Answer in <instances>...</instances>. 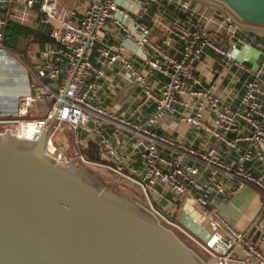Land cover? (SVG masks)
Listing matches in <instances>:
<instances>
[{"label":"built area","instance_id":"obj_1","mask_svg":"<svg viewBox=\"0 0 264 264\" xmlns=\"http://www.w3.org/2000/svg\"><path fill=\"white\" fill-rule=\"evenodd\" d=\"M151 1L153 0H88L82 17L76 22L71 19L76 14L73 8L68 11V17L64 20L45 11L43 21L47 23L53 20L57 23L50 29V36L57 47L45 53L51 59L27 80L25 91L14 94L11 100L0 98V132L8 130L19 137L36 139L56 111V123L46 147L48 153L59 160L76 159L87 166L104 168L136 184L144 197L145 206L164 224L194 242L203 251L207 264H264V251L261 249L264 224L259 226L257 240L252 241L246 233L228 223L216 209L206 207L212 195H233L240 188L226 187L218 179V174L227 180L237 178L242 183L253 184L264 198V56L256 68H247L243 62H236L247 71L249 79L244 86L240 107L232 108L211 90L202 87L201 81L193 73V66L206 48L233 58L237 45L233 44L232 50L228 51L201 28H189L175 20L168 26L167 36L176 37L183 44L181 56L176 58L151 40V29L142 21ZM214 1L221 3L227 10L221 15L220 27L225 29L230 38H234V17L238 18L237 15L227 2ZM24 2L27 7H32L35 0ZM177 3L183 10H189L187 1ZM108 20L124 35L125 42L119 50L130 46L146 68L166 77L165 82L153 86L149 81L148 70L137 67L119 51L112 54L105 47L99 48L106 58V64L111 66L119 61L124 77L141 91L139 101L128 116L116 114L94 103L96 80L104 72L92 62L91 56ZM0 62L11 66L18 64L3 43L1 33ZM59 77L60 81L54 89L51 82H56ZM187 80L193 87H186ZM184 94L194 96L197 102L194 114L182 113L181 118L185 122L220 140L227 148L236 147L239 141L247 142L245 150L234 163L222 161L220 152L215 147L205 150L192 148L181 140L153 129L158 119L165 114L179 113L176 106L186 104L180 100ZM147 104L154 105L152 114L144 122L136 120L134 115ZM38 107L43 111L37 114ZM204 111L209 114L207 117L204 116ZM240 120L248 124L249 134L240 133ZM89 122H92V127H88ZM62 123L74 135L71 154H68L67 145L56 139ZM103 126L110 127L109 135L104 133ZM81 129L87 130V135L98 137L103 160L90 159L80 152L79 146L83 139L80 136ZM230 134H234V137ZM124 138H127L126 141ZM126 142L133 152H139L143 157L144 171L141 179L126 172L130 160V154L124 148ZM163 150H169L171 155L164 154ZM187 157L202 162L210 170L205 181L198 177V166L184 162ZM251 163H258L260 166L256 176L246 167ZM159 185L171 189L179 198L185 197L190 191L195 192V201L202 208L206 221L213 230L206 241L196 239L156 206L159 197L155 198L154 193Z\"/></svg>","mask_w":264,"mask_h":264},{"label":"crops","instance_id":"obj_2","mask_svg":"<svg viewBox=\"0 0 264 264\" xmlns=\"http://www.w3.org/2000/svg\"><path fill=\"white\" fill-rule=\"evenodd\" d=\"M24 1L0 0V22L4 24L3 33L9 21L22 26L20 31L13 32L10 30L12 34L6 46L18 64L11 66L0 62V98L2 100H11L14 94L25 91L27 80H30L36 74V70L51 59L45 53L57 47L56 42L50 36V29L57 23L53 20L44 22L45 11L64 20L68 17V11L73 8L76 14L71 19L76 22L82 17L88 2V0H76L77 3L75 4V0H35L32 7H27ZM179 1H187L189 10L180 8L177 3ZM63 3L70 4L71 7L66 8ZM226 12L224 6L214 0H153L149 3L142 21L151 29V40L176 58L181 56L183 44L176 37L167 36V28L175 20L189 28H201L228 51H231L232 45L236 44L237 51L233 58H227L211 48H206L201 58L194 64L193 73L199 78L203 88L211 90L226 105L238 108L249 75L236 62H243L247 68H256L259 65L264 56V24L234 17L236 34L234 38H230L225 29L220 27L221 15ZM3 33H1L2 38ZM124 42L125 38L121 30L108 20L99 34L91 60L104 72V75L96 80L94 103L116 114L128 116L139 101L141 91L138 86L124 77V70L119 61L111 66L106 64V58L100 53L99 48L105 47L112 54L119 51L137 67L148 70L149 81L153 86H159L165 82L166 77L146 68L133 53L130 46L127 45L123 50H119L118 48L124 45ZM60 78L56 82H51L54 89L57 87ZM262 81L264 83V73ZM186 87H193L189 80L186 81ZM180 100L186 104L176 106L179 113L165 114L158 119L153 129L173 139L181 140L192 148L205 150L215 147L219 150L222 161L234 163L245 150L247 142L239 141L236 147L227 148L220 140L204 131L197 130L181 118L182 113L194 114L196 112V98L190 94H184ZM38 108L37 114L43 111L41 107ZM153 111L154 105L147 104L134 115L135 119L144 122ZM208 115L204 111V116L207 117ZM103 128L104 133L109 135L110 127L103 126ZM249 130L248 124L240 120V133L247 135ZM230 136L234 137V134H230ZM89 139L98 147L101 157L89 154L90 145L87 142ZM126 139L124 138L125 141ZM73 144L74 135L70 131L66 146L68 154H71ZM124 148L130 154L126 172L134 178L141 179L144 171L142 155L139 152H133L127 142ZM223 149L225 151L222 152ZM79 150L90 159L103 160V150L97 136L89 134L84 137ZM169 152V150H163V153L168 156L171 155ZM184 162L198 166L200 170L198 177L201 181H205L210 170L206 169L202 162L191 157H187ZM246 167L255 176L260 171L258 163L247 164ZM218 179L224 182L228 188L235 186H240V188L233 195H212L206 207L216 209L233 227L248 234L264 213L262 192L253 184L242 183L237 178L227 180L218 174ZM154 197H159V201L155 203L156 206L196 239L206 241L210 237L213 230L206 221L202 208L195 201L194 191H190L185 197L179 198L171 189L159 185ZM161 200H163L162 205L160 204ZM261 249L264 251V242L261 244ZM249 264L254 263L250 262Z\"/></svg>","mask_w":264,"mask_h":264},{"label":"water","instance_id":"obj_3","mask_svg":"<svg viewBox=\"0 0 264 264\" xmlns=\"http://www.w3.org/2000/svg\"><path fill=\"white\" fill-rule=\"evenodd\" d=\"M223 1L239 19L264 24V0ZM55 123L56 111L36 139L0 132V264H207L144 204L48 153ZM261 224L264 213L252 241Z\"/></svg>","mask_w":264,"mask_h":264},{"label":"rangeland","instance_id":"obj_4","mask_svg":"<svg viewBox=\"0 0 264 264\" xmlns=\"http://www.w3.org/2000/svg\"><path fill=\"white\" fill-rule=\"evenodd\" d=\"M76 3L77 2L75 0V4ZM63 5L66 8L71 7L70 4L63 3ZM236 9L243 14L245 13L244 10L238 7H236ZM245 14H247L245 16H251L250 11H247V13ZM69 136H70V131L68 130L67 125L62 123L59 127V130L56 133V139L61 140L62 142H64L63 144L68 145ZM87 142L90 145L89 154L95 157H101L100 156L101 154L98 150V147L95 145V143L90 139L87 140ZM88 167L94 172V174H96L102 180L105 186L113 187L117 192L129 195L132 198H134L136 201L145 205L144 197L136 184L130 181H127L125 179H122L104 168L96 167V166H88ZM175 231L177 234H179V236L183 239V241H185L189 246H191L195 251H197L203 258H205L203 251L194 242H192L189 238H187L181 232L177 230Z\"/></svg>","mask_w":264,"mask_h":264},{"label":"trees","instance_id":"obj_5","mask_svg":"<svg viewBox=\"0 0 264 264\" xmlns=\"http://www.w3.org/2000/svg\"><path fill=\"white\" fill-rule=\"evenodd\" d=\"M10 30L11 31H13V32H17V31H20V30H22V26H19V25H17V24H15V23H13V22H7V24H6V28H5V31H4V33H3V42H4V44H5V46H7L8 45V40H9V37L11 36V32H10Z\"/></svg>","mask_w":264,"mask_h":264},{"label":"bare ground","instance_id":"obj_6","mask_svg":"<svg viewBox=\"0 0 264 264\" xmlns=\"http://www.w3.org/2000/svg\"><path fill=\"white\" fill-rule=\"evenodd\" d=\"M25 128V127H24ZM24 128L22 130H24Z\"/></svg>","mask_w":264,"mask_h":264}]
</instances>
